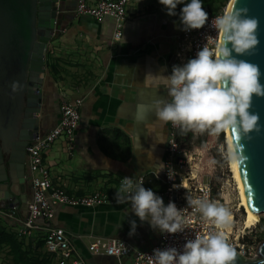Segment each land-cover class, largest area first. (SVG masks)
I'll return each mask as SVG.
<instances>
[{"label": "crops", "instance_id": "obj_1", "mask_svg": "<svg viewBox=\"0 0 264 264\" xmlns=\"http://www.w3.org/2000/svg\"><path fill=\"white\" fill-rule=\"evenodd\" d=\"M60 1L59 24L63 30L50 41L45 56L38 133L45 134L56 125L62 100L80 98L82 106L72 153L67 151L64 138H59L43 153V160L54 187L74 197L99 190L109 199L94 208L58 207L51 221L31 236H21L20 221L31 198L25 168L24 184L11 185L20 200L19 209H7L14 212L13 218L1 213L4 203L0 202V264H17L11 253V237L16 240V253L19 243L22 252H30L34 258L45 255L50 264H56L43 244L49 228H61L85 264H119L114 257L88 252V245L97 239L123 240L138 251L148 250L161 240L162 233L150 226V218L141 222L131 211L130 201L116 203V194L123 178L129 177L142 180L143 187L164 202L163 169L154 174L164 168L168 123L156 121L152 110L142 113L140 119L135 112L138 103L168 99L163 86L157 91L146 88L144 79L148 73L168 76L183 26L167 15L158 0H131L122 37L113 41L111 19L97 22L77 17L75 0ZM130 221L136 222L134 232L130 231ZM39 245L42 248L37 250ZM121 264H130V258Z\"/></svg>", "mask_w": 264, "mask_h": 264}, {"label": "clouds", "instance_id": "obj_2", "mask_svg": "<svg viewBox=\"0 0 264 264\" xmlns=\"http://www.w3.org/2000/svg\"><path fill=\"white\" fill-rule=\"evenodd\" d=\"M167 15L175 16L177 5L183 4L179 18L183 31L198 30L208 21L202 0H158ZM237 0L214 20L218 40L214 47L203 46L195 58L182 66L174 65L171 74L145 76L146 88L167 91L168 99H156L150 104L138 103L135 116L152 110L156 121L171 123L182 131L196 130L219 133L228 128L248 134L259 131V116L250 112L252 97H264V84L260 83L258 65L238 56L252 54L259 44L258 20L247 15L248 9L235 7ZM235 53L236 55H233ZM13 83V91L17 90ZM162 142V141H161ZM163 166L154 174H158ZM126 193L128 195H122ZM116 203L130 201L131 211L141 222L150 218V226L161 233L175 234L183 231L185 218L173 202L164 205L163 199L151 189L143 187L139 180L124 177ZM211 221L220 231L198 235L187 240L183 250L174 247L153 251L155 264H234L237 253L227 242L223 229L231 224L229 210L203 199L187 200ZM127 212V211H126ZM131 232L136 222L130 221Z\"/></svg>", "mask_w": 264, "mask_h": 264}, {"label": "built area", "instance_id": "obj_3", "mask_svg": "<svg viewBox=\"0 0 264 264\" xmlns=\"http://www.w3.org/2000/svg\"><path fill=\"white\" fill-rule=\"evenodd\" d=\"M131 0H75L74 14L77 17H88L100 22L105 18L113 21V41L122 37L126 21V8ZM224 9L217 13H208V21L198 30L182 31L177 38L176 48L173 53V63L169 64L168 75L174 65L182 66L189 59L195 58L196 53L203 47H214L218 34L214 27V20L221 15ZM171 62V60H170ZM82 99L62 100L58 107V120L56 125L45 134H39L25 149V166L30 178L31 198L26 206L25 218L21 222L22 228L18 230L21 236H31L34 230L40 229L42 224L53 219L56 208L62 206L94 208L108 201V195L102 191L74 197L68 195L58 187H54L50 180V173L44 164L43 153L48 150L59 138H64L67 151L72 153L75 146V132L80 122V108ZM181 128L168 123L166 153L164 159L162 182L165 187L163 197L164 205L173 202L186 223L183 231L175 234H161V240L148 250L138 251L133 249L123 240L97 239L88 245V252L96 256H108L117 259L118 263L124 258H130V264H155L153 251L174 247L183 250L187 240L198 235L220 231L215 225L203 218L202 214L187 203L191 199H203L220 205V200L215 197L210 184L193 174L189 167V159L182 154L178 134ZM181 171H185L181 174ZM142 182V180H140ZM126 194V193H125ZM128 195V194H126ZM1 213L9 218L14 217V212L7 209ZM230 229V231L228 230ZM227 242L234 250L247 258H252L256 253V245L246 242V234L233 235L232 229H223ZM46 253L55 258L56 264H85L84 259L77 252L61 228L47 229L44 240Z\"/></svg>", "mask_w": 264, "mask_h": 264}, {"label": "water", "instance_id": "obj_4", "mask_svg": "<svg viewBox=\"0 0 264 264\" xmlns=\"http://www.w3.org/2000/svg\"><path fill=\"white\" fill-rule=\"evenodd\" d=\"M60 4V0H0V202L5 209L20 208L11 185L26 181L25 149L38 135L45 56L50 41L63 30ZM234 6L247 8V15L258 20V46L252 54L237 58L258 65L264 84V0H237ZM250 112L259 116V131L228 130L247 206L264 214V97H252ZM234 264H264V241L252 258L237 253Z\"/></svg>", "mask_w": 264, "mask_h": 264}, {"label": "rangeland", "instance_id": "obj_5", "mask_svg": "<svg viewBox=\"0 0 264 264\" xmlns=\"http://www.w3.org/2000/svg\"><path fill=\"white\" fill-rule=\"evenodd\" d=\"M191 131L193 138L182 142L180 146L182 154L189 159L191 172L208 182L215 197L220 200V205L229 210L232 218L229 227L233 235L244 233V241L254 243L257 247L264 241V214L260 215L259 222L255 225L245 228V212L240 206V192L232 172L224 130L222 140L220 132L212 134L209 131ZM184 172L181 171V174Z\"/></svg>", "mask_w": 264, "mask_h": 264}, {"label": "trees", "instance_id": "obj_6", "mask_svg": "<svg viewBox=\"0 0 264 264\" xmlns=\"http://www.w3.org/2000/svg\"><path fill=\"white\" fill-rule=\"evenodd\" d=\"M188 2H189V0H185V3H188ZM227 2H228V0H202L204 10L207 13H217V12L221 11L225 7V4ZM183 6H184L183 4L177 5V8H176L177 15L173 16L174 19L179 21V22H180L179 14H180V10ZM192 138H193V133L191 132V130L180 131L178 134L179 145L181 146L182 142L187 141V140H191ZM222 139H223V131L221 130L220 131V140H222ZM11 238L12 239H10L9 243L13 241L15 244L16 240L13 237H11ZM13 245L10 243L12 256H13V258L16 257V261H14V262L17 264H50L51 263L50 259L45 255L41 256L40 258L38 256H36V258H34L31 255V253L29 252V254L31 255V257H30L28 253L22 252V250H21L22 246L19 243H17V246H16L18 248V250H17L18 252L16 253L14 251ZM41 248H42V246L39 245V247H37V250L41 249ZM34 261H36V262L34 263Z\"/></svg>", "mask_w": 264, "mask_h": 264}, {"label": "bare ground", "instance_id": "obj_7", "mask_svg": "<svg viewBox=\"0 0 264 264\" xmlns=\"http://www.w3.org/2000/svg\"><path fill=\"white\" fill-rule=\"evenodd\" d=\"M232 0H229V2L227 3V5L224 7V10L231 6ZM225 135H226V144L228 146V152H229V158H230V164H231V168H232V172H234V177L235 180L237 181L238 184V188H239V194H240V206L244 209L245 212V219H244V226L245 228H249L253 225H255L257 222H259L260 219V215L262 214H257V213H253L249 210L247 203H246V199L244 196V191H243V186H242V181H241V177H240V173L238 170V165H237V160H236V156L234 154V150H233V145H232V140H231V136L229 134V130L226 129L224 130ZM230 219L231 216H230ZM230 231V229H228Z\"/></svg>", "mask_w": 264, "mask_h": 264}]
</instances>
